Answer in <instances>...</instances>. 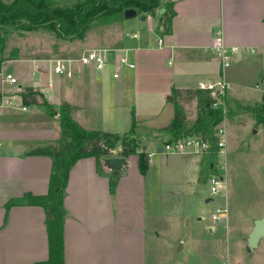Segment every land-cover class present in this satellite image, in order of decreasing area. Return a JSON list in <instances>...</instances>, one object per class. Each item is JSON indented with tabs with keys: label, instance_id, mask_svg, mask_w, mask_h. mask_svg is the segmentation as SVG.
<instances>
[{
	"label": "crops",
	"instance_id": "1",
	"mask_svg": "<svg viewBox=\"0 0 264 264\" xmlns=\"http://www.w3.org/2000/svg\"><path fill=\"white\" fill-rule=\"evenodd\" d=\"M166 1L173 3L175 12L167 35L160 34L157 22L151 25L154 19L148 15L123 18L121 43L110 49L126 50L135 67L120 68L117 79L112 77L113 60L102 71L71 62L67 65L70 76L52 73L54 59L15 57L3 62L0 101L15 107L0 110V264L48 260L43 208H5L25 194L48 193L51 158L28 152L40 142L59 138L58 113L54 111L50 119L43 106L23 105L21 89L38 92V103L44 100L52 109L58 110L61 104L71 107L72 118L85 129L118 135L129 131L132 111L136 136L166 127L174 115L173 89L181 93L178 100L186 122L195 121L197 101L186 99L184 92L204 82L222 79L227 83L223 107L227 112L234 107L264 106V0ZM134 33L137 39L130 37ZM218 35L227 47L239 48L227 68L221 67L212 50ZM6 74L16 84H9ZM161 145L159 139L143 141L141 149L150 154L146 174L139 173L137 156H129L113 192L109 190L111 172L98 173L93 157L75 163L63 199V264H147L149 227L158 225L149 215L151 202L159 206L155 193L166 195L169 208L185 210L186 197L200 196L204 190L198 187L204 157L165 153L158 150ZM158 217L154 215L153 220ZM153 233L157 236L156 230Z\"/></svg>",
	"mask_w": 264,
	"mask_h": 264
},
{
	"label": "rangeland",
	"instance_id": "2",
	"mask_svg": "<svg viewBox=\"0 0 264 264\" xmlns=\"http://www.w3.org/2000/svg\"><path fill=\"white\" fill-rule=\"evenodd\" d=\"M2 1L10 3L12 0ZM79 1L50 0L53 6H71ZM152 22L151 25L155 26L156 18ZM124 31L121 24L101 26L94 23L81 39L71 42L59 39L53 31L46 29L11 31L5 37L0 58L16 55L37 59H73L78 57L82 48L110 49L119 45ZM74 42L82 46H68ZM54 111L58 113L52 108L47 113L50 119H54ZM193 122L194 118L188 119L186 125L189 127ZM221 123L219 125L225 129L222 153L201 154L204 169L198 179V187L204 190L200 196L186 197L185 210H173L169 208V199L164 193H155L159 206L156 200L155 206L151 202L149 215L152 216L150 221L158 225L149 227L147 264H264V237L253 250H249L246 242L253 221L264 214V106L234 107L229 112L225 109ZM136 139L139 145L148 139H159L163 145L167 136L149 131L137 135ZM213 173L222 177L224 184L220 194L205 203L207 178ZM215 207L227 209L224 220L211 219ZM154 215L159 216L158 220H153ZM154 230L157 236H154Z\"/></svg>",
	"mask_w": 264,
	"mask_h": 264
},
{
	"label": "trees",
	"instance_id": "3",
	"mask_svg": "<svg viewBox=\"0 0 264 264\" xmlns=\"http://www.w3.org/2000/svg\"><path fill=\"white\" fill-rule=\"evenodd\" d=\"M126 9H134L139 15L156 18L161 35L171 32V22L175 15L173 3L163 0H80L71 6H53L50 0H12L10 3L0 0V51L6 35L11 31L31 32L46 29L53 31L61 40L74 41L81 39L94 23L101 26L120 24ZM160 9L164 10L162 14H159ZM15 57L17 56L0 58V70L5 60ZM172 94L173 118L166 127L155 132L167 136L165 143L188 136H198L210 143L211 151L215 150L217 138L214 133L222 121L223 109L211 107L213 99L208 91L200 89L185 91L186 99L195 98L197 101V117L188 127L185 112L178 100L181 93L173 89ZM20 95L23 105H40L49 113L50 105L44 100L38 103V92L31 88H23ZM57 121L59 138L54 142H40L28 152V155L51 158L48 193L45 196L25 194L21 198L10 200L5 206L6 210L18 205L43 208L48 238V260L42 264H63V225L66 214L63 199L68 174L78 160L93 157L97 172L104 174L103 158L112 156L128 158L136 155L139 173L145 175L148 169L147 153L141 149L135 136L136 121L133 111L130 129L123 135L83 128L72 118V108L65 104L59 106ZM116 180L117 178L109 175L110 192L114 191Z\"/></svg>",
	"mask_w": 264,
	"mask_h": 264
},
{
	"label": "built area",
	"instance_id": "4",
	"mask_svg": "<svg viewBox=\"0 0 264 264\" xmlns=\"http://www.w3.org/2000/svg\"><path fill=\"white\" fill-rule=\"evenodd\" d=\"M131 38H138V33L130 35ZM212 50L214 54L219 58L221 67L227 68L230 65L231 57L239 51L237 47H227L221 41V37L218 35L217 42L213 45ZM113 56V58H112ZM111 60L114 61V68L112 72V77L117 79L119 77V70L122 67L134 68L135 65L132 63L127 55L126 50L121 49H89L84 50L78 57L73 59L67 58H57L51 61L52 63V73L54 75H66L70 76V71L67 69V65L71 62H78L84 65H90L96 71H102L107 66H109ZM5 80L9 84H16V79L10 75H5ZM198 89L208 91L213 99L211 107L222 108L224 107V102L228 90V85L224 80H219L217 82H204L198 85ZM4 107H15L11 102L0 101V110ZM22 111L26 110V107L20 106ZM214 136L217 138L215 144V150L211 151V145L208 141L202 140L198 136H188L183 139L177 140L171 143H165L161 145L162 151L169 154H182V153H194V154H216L222 153L225 146V129L222 126H217L215 128ZM150 154H147V159ZM224 181L219 175L213 173L207 178L208 185V198L212 199L220 194L222 190ZM227 209L215 207L211 213V219L214 221H222L226 218Z\"/></svg>",
	"mask_w": 264,
	"mask_h": 264
},
{
	"label": "water",
	"instance_id": "5",
	"mask_svg": "<svg viewBox=\"0 0 264 264\" xmlns=\"http://www.w3.org/2000/svg\"><path fill=\"white\" fill-rule=\"evenodd\" d=\"M164 10L160 9L159 14H162ZM137 16V12L134 9H126L123 12L124 19H131ZM145 18L142 17V20ZM162 151V148H158ZM127 164V159L124 157L112 156L102 159V166L104 169L111 172L114 178H118L123 171L125 165ZM264 237V214L253 221V226L247 236L246 242L249 250L257 248L259 241ZM180 248V244L178 249Z\"/></svg>",
	"mask_w": 264,
	"mask_h": 264
}]
</instances>
